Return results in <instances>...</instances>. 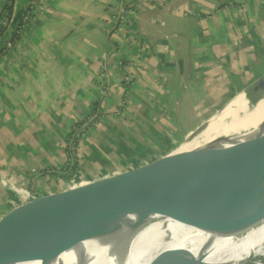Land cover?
I'll return each mask as SVG.
<instances>
[{
    "label": "crops",
    "instance_id": "0c3cea01",
    "mask_svg": "<svg viewBox=\"0 0 264 264\" xmlns=\"http://www.w3.org/2000/svg\"><path fill=\"white\" fill-rule=\"evenodd\" d=\"M30 3L0 54V165L26 179L209 104L264 61V0H123L114 28L118 0L16 5Z\"/></svg>",
    "mask_w": 264,
    "mask_h": 264
},
{
    "label": "water",
    "instance_id": "95a60500",
    "mask_svg": "<svg viewBox=\"0 0 264 264\" xmlns=\"http://www.w3.org/2000/svg\"><path fill=\"white\" fill-rule=\"evenodd\" d=\"M262 100L264 61L230 93L142 134L127 150L130 155L176 130L194 114L207 112L204 126L166 183L200 171L210 172V179H187L173 189H160V182L141 174L128 161L102 163L94 152L12 189L0 198V264H30L33 257L29 237L23 238L11 226L17 211L37 205L77 207L95 202L107 203L133 221L121 239L124 243L116 264H250L253 253L243 256L242 248L221 256L216 250L202 249L199 243L209 203L264 131V114L253 113ZM218 178L220 183L214 182ZM252 222L246 221L244 226L252 227ZM10 237L18 241L19 254L10 252ZM245 238V247L254 240L264 244V221ZM43 260L37 256L35 264H43ZM110 263V258L105 260Z\"/></svg>",
    "mask_w": 264,
    "mask_h": 264
},
{
    "label": "bare ground",
    "instance_id": "6f19581e",
    "mask_svg": "<svg viewBox=\"0 0 264 264\" xmlns=\"http://www.w3.org/2000/svg\"><path fill=\"white\" fill-rule=\"evenodd\" d=\"M253 113L258 117L264 114V100ZM208 116L207 112L194 114L176 130L127 155L139 136L147 133L146 126H138L125 133L122 141L96 150L94 156L102 163L128 161L141 174L160 182V189H173L187 179H210V172L200 171L166 183L180 166ZM214 182L220 183V179ZM250 220L253 226L245 227L244 222ZM263 221L264 131L209 203L199 245L207 251L216 250L221 256L242 248L243 256L253 253L250 264L264 263L263 240L253 239L252 246L244 245L245 237ZM132 224L130 218L104 202L77 207L37 205L19 210L11 218V226L23 238L29 237L33 251L30 264L37 262V256L44 259L43 264H105L108 258L110 264H116L124 243L121 239ZM10 238L7 242L10 252L19 254L18 241Z\"/></svg>",
    "mask_w": 264,
    "mask_h": 264
},
{
    "label": "built area",
    "instance_id": "2783aa9c",
    "mask_svg": "<svg viewBox=\"0 0 264 264\" xmlns=\"http://www.w3.org/2000/svg\"><path fill=\"white\" fill-rule=\"evenodd\" d=\"M5 1H7V0H5ZM17 1L18 0H15L13 15L17 14L18 11H20V10L24 12L22 19L24 21L23 28H25L28 24V21H29L31 15H32V4L30 3L28 5L29 8H28V6H26L24 8H20L16 5ZM115 6L117 8V13L112 16L111 28H114L115 26H117L125 18L124 14L126 12V8L124 6L123 0H118V3ZM10 20H11V18L9 16H6L5 18L0 19V25L6 24V23L8 24L7 30L5 32V36L2 39V44L4 45V51L11 49L16 42V41L14 42L12 39H10V32L12 30V28L9 24ZM23 28H22V30H23ZM101 93L103 94V91H101ZM81 127H82V125H81ZM77 129H79V126ZM74 137H76V136H74ZM29 178L30 177H27L28 180H30ZM27 179L24 178L22 175L18 174L11 167H9L7 165H0V188H2L4 191H7V190L11 191L12 189L16 188L20 184L28 181Z\"/></svg>",
    "mask_w": 264,
    "mask_h": 264
},
{
    "label": "trees",
    "instance_id": "16d2710c",
    "mask_svg": "<svg viewBox=\"0 0 264 264\" xmlns=\"http://www.w3.org/2000/svg\"><path fill=\"white\" fill-rule=\"evenodd\" d=\"M15 6V0H7L4 2L2 9L0 11V19L5 18L6 16H9L11 18L10 20V26L12 28L11 32H10V39H12L14 42L17 41L20 38L21 35V30L23 28L24 25V21L22 19V16L24 14L23 11H18L17 14L13 15V9ZM29 8V6H28ZM8 24H3L0 25V42L2 41V39L5 36V32L7 30ZM4 51V45L1 44V48H0V54H2ZM73 142L75 143V145H77L78 140L77 138H75L73 140ZM71 142V144L73 143ZM71 149L73 148L70 145ZM72 152L75 154L76 150L72 149Z\"/></svg>",
    "mask_w": 264,
    "mask_h": 264
},
{
    "label": "rangeland",
    "instance_id": "374dc122",
    "mask_svg": "<svg viewBox=\"0 0 264 264\" xmlns=\"http://www.w3.org/2000/svg\"><path fill=\"white\" fill-rule=\"evenodd\" d=\"M1 44H2V41H1ZM101 95H102V94H101ZM120 139H122V138H120ZM120 139H119V138H117V139H116V140H114L113 142L119 141ZM102 147H103V146H102ZM89 155H91V154H88V156H89ZM23 253H24V251H23ZM259 258H261V257H258V259H259ZM262 261H264V257L262 258Z\"/></svg>",
    "mask_w": 264,
    "mask_h": 264
}]
</instances>
